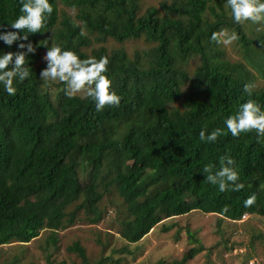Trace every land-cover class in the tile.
Masks as SVG:
<instances>
[{
	"label": "trees",
	"instance_id": "obj_1",
	"mask_svg": "<svg viewBox=\"0 0 264 264\" xmlns=\"http://www.w3.org/2000/svg\"><path fill=\"white\" fill-rule=\"evenodd\" d=\"M19 2L0 0V23L20 14ZM50 3L47 32L11 47L0 41V51H19L18 43L36 47L28 56L31 76L15 84L16 93L0 85V247L29 243L44 229L54 234L80 211L98 224L99 204L110 190L125 207L118 234L128 244L194 211L232 222L244 214L264 217V136L252 130L233 137L223 123L249 98L264 109V86H254L264 81V31L248 37L244 23L250 21L235 23L224 0H169L142 15L140 0ZM59 7L75 11L74 18ZM222 28L239 34V61H229L210 38ZM107 40H142L145 47L132 55L121 48L108 52ZM53 43L82 59L107 56L120 104L98 112L85 94L68 96L65 82L43 89L41 53ZM194 59L198 65L189 73ZM245 84L252 85L251 97ZM216 128L222 134L215 142L199 140L202 129L207 135ZM225 155L235 162L243 184L238 190L221 192L201 171L205 165L218 170ZM252 194L256 201L245 208ZM69 251L83 264H106L89 263L78 243ZM201 251L193 247L171 264H185Z\"/></svg>",
	"mask_w": 264,
	"mask_h": 264
},
{
	"label": "rangeland",
	"instance_id": "obj_2",
	"mask_svg": "<svg viewBox=\"0 0 264 264\" xmlns=\"http://www.w3.org/2000/svg\"><path fill=\"white\" fill-rule=\"evenodd\" d=\"M164 1L169 0H140L139 15L149 7L158 9L160 2ZM59 9L74 18L75 11L62 7ZM252 24L259 26L253 27ZM244 25L248 37L264 31L261 22L250 21ZM235 43L236 41L225 45L220 42V48L231 62L241 59L240 50ZM97 46L93 44L91 48ZM103 46L108 52L121 48L128 55H132L135 50L144 48L145 44L142 40L123 44L107 40ZM86 52L89 53L90 49ZM45 55L46 51L41 53L42 70L46 67ZM197 65V59L191 60L187 68L189 73ZM59 82H44L43 89L54 90ZM254 86L262 87L264 81L256 79ZM51 94L54 97L55 93ZM73 95L83 96L84 92ZM99 207L103 212V219L98 224H91L83 211H80L71 226L54 234L44 229L29 243L1 246L0 264H83L76 253L69 251L74 243H78L85 250L89 263L103 259L106 264H156L159 261L171 264L179 261L191 248L201 245L202 251L185 264H264V217L247 215L244 219L232 222L222 220L215 214L194 211L166 219L139 242L128 244L118 234L120 220L125 216V207L114 190L105 194ZM165 227H168L166 232L163 231ZM193 238L198 241L197 244L192 242ZM52 239L56 240L55 244Z\"/></svg>",
	"mask_w": 264,
	"mask_h": 264
},
{
	"label": "clouds",
	"instance_id": "obj_3",
	"mask_svg": "<svg viewBox=\"0 0 264 264\" xmlns=\"http://www.w3.org/2000/svg\"><path fill=\"white\" fill-rule=\"evenodd\" d=\"M224 6L230 9L231 18L237 24L244 21L264 22V0H224ZM19 12L20 14L6 25L0 23V41L9 47L14 42L27 41L30 34L47 32L48 19L53 13V6L50 0H20ZM210 38L217 42L222 41L225 45L240 39L238 33L229 32L224 28L219 32H213ZM18 49L20 50L16 52L0 51V85L9 95L16 93L15 84L29 79L33 70L28 56L36 51V47L31 42L18 43ZM44 59L46 67L39 75L45 83L57 80L65 82L68 96L83 91L94 102L98 112L106 105L120 104L122 97L116 93L113 80L108 74L107 56L82 59L75 51L65 49L59 43H53L47 47ZM251 88L252 85L249 84H245L243 88L249 97L252 95ZM223 123L233 137L255 130L259 139L264 136V109L254 99L249 98ZM221 134V128H216L207 135L202 129L199 140L215 142ZM234 163L231 156L225 155L221 157V167L218 170L213 171L210 165H205L201 171L206 173L205 180L210 184L218 185L221 192L228 188L238 190L243 184L238 182L239 173ZM255 201V194L248 196L243 201L244 207L251 206Z\"/></svg>",
	"mask_w": 264,
	"mask_h": 264
},
{
	"label": "built area",
	"instance_id": "obj_4",
	"mask_svg": "<svg viewBox=\"0 0 264 264\" xmlns=\"http://www.w3.org/2000/svg\"><path fill=\"white\" fill-rule=\"evenodd\" d=\"M246 216H243L242 218L244 219Z\"/></svg>",
	"mask_w": 264,
	"mask_h": 264
}]
</instances>
